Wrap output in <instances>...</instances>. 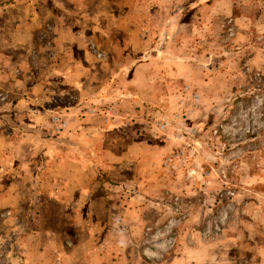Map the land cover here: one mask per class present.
<instances>
[{
    "label": "rangeland",
    "instance_id": "1",
    "mask_svg": "<svg viewBox=\"0 0 264 264\" xmlns=\"http://www.w3.org/2000/svg\"><path fill=\"white\" fill-rule=\"evenodd\" d=\"M0 264H264V0H0Z\"/></svg>",
    "mask_w": 264,
    "mask_h": 264
},
{
    "label": "crops",
    "instance_id": "2",
    "mask_svg": "<svg viewBox=\"0 0 264 264\" xmlns=\"http://www.w3.org/2000/svg\"><path fill=\"white\" fill-rule=\"evenodd\" d=\"M82 129L88 130L89 127L82 126ZM85 142H86L85 144H87V146H90V144H91L90 141L85 140ZM95 142H96V141H95ZM96 145L101 146V143H97ZM99 150H100V149H99ZM59 157H60V156H59ZM99 158H100V156H99ZM84 159H85V160H84ZM86 159H87V161H89L90 158H89V157H86V156L82 158V161L84 162L85 165H87L86 162H85ZM73 161H74V158H72V159H67V162H69V163H72ZM2 191H3V188H2V190H1V192H2ZM4 191H5V190H4Z\"/></svg>",
    "mask_w": 264,
    "mask_h": 264
}]
</instances>
